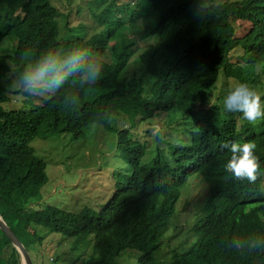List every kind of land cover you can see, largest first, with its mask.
Wrapping results in <instances>:
<instances>
[{"label": "trees", "instance_id": "obj_1", "mask_svg": "<svg viewBox=\"0 0 264 264\" xmlns=\"http://www.w3.org/2000/svg\"><path fill=\"white\" fill-rule=\"evenodd\" d=\"M77 1L68 9L73 0H0V214L29 252L48 232L73 238L74 247L95 234L92 252L72 264H264L257 241L264 240V120L251 124L224 103L240 84L264 100V0H84L85 11ZM66 24L84 31L66 37ZM133 61L145 71L129 77ZM45 62V81L26 90L25 74ZM94 63L103 71L89 83L83 77ZM221 77L226 87L206 106ZM17 99L20 107L7 105ZM154 116L171 130L151 141L135 128ZM119 118L128 125L119 128ZM90 125L117 134L125 167L113 195L97 210L30 208L49 179L32 140L83 138ZM230 141L256 143L255 184L225 170ZM194 176L209 188L189 233L195 238L166 253L182 188ZM20 263L0 227V264Z\"/></svg>", "mask_w": 264, "mask_h": 264}, {"label": "rangeland", "instance_id": "obj_2", "mask_svg": "<svg viewBox=\"0 0 264 264\" xmlns=\"http://www.w3.org/2000/svg\"><path fill=\"white\" fill-rule=\"evenodd\" d=\"M74 3L75 0L68 9ZM77 4L82 5L81 9L83 8L84 11L87 9L84 0L77 1ZM76 11L77 8L74 7L73 12ZM74 20L76 22L80 20L79 13ZM62 30L66 37H72L73 34L84 31L77 26L69 29L67 24L62 25ZM142 35L149 39L145 32H142L139 37ZM144 45L143 39L136 44L140 47ZM236 58L234 56V60ZM143 71H145L144 67L138 61H133L125 74L128 73L127 76L131 77L135 74L141 75ZM217 85L218 87L206 106L216 102L218 92L227 85L225 78L221 77ZM20 101L21 99H17L7 105L20 107ZM126 125L128 123L119 118L117 126L121 128ZM170 130V125L162 116L144 120L135 128L137 134L151 141L156 140L158 133L166 136ZM31 144L36 149V154L46 160L49 176L47 183L42 187L40 198L30 205L33 209L54 204L71 211H80L85 207L97 210L113 195L118 180L117 173L122 172L125 167L121 158L115 155L117 151L116 132H109L98 125H90L83 138H77L72 133L64 132L48 138L36 137ZM191 179L182 188L177 215L165 237L163 251L166 253L174 247H188L195 238L190 241L189 233L192 232L198 205L207 198L209 188L208 183L203 182L199 176ZM38 231L41 234L40 228ZM94 240L95 234H92L81 246L74 247L73 238H66L60 232H48L44 239L32 246L30 250L32 264H72L82 254L88 256L92 252ZM133 253L128 263H134Z\"/></svg>", "mask_w": 264, "mask_h": 264}, {"label": "clouds", "instance_id": "obj_3", "mask_svg": "<svg viewBox=\"0 0 264 264\" xmlns=\"http://www.w3.org/2000/svg\"><path fill=\"white\" fill-rule=\"evenodd\" d=\"M78 62L79 60L77 59ZM49 67L50 64L45 62L34 72L25 74L23 79L27 86L26 90L32 91L40 87L41 82L45 81L49 73ZM102 71V64H89L83 78L89 83L96 82L101 79ZM62 79L63 77H60L58 81L53 83L58 86L59 81H62ZM224 103L227 111L242 113L243 119L251 124L264 120V100L261 99L260 94L245 84H240L231 91ZM223 148L227 149L231 154L230 159L224 165L225 170L237 180H247L249 183L255 184L262 174L259 157L255 154L256 143L254 141H230L224 143ZM257 241L264 243V240H259V238H257ZM257 241H252L251 246L253 248L256 247ZM21 263L23 264L22 258Z\"/></svg>", "mask_w": 264, "mask_h": 264}, {"label": "water", "instance_id": "obj_4", "mask_svg": "<svg viewBox=\"0 0 264 264\" xmlns=\"http://www.w3.org/2000/svg\"><path fill=\"white\" fill-rule=\"evenodd\" d=\"M0 227L4 231V233L7 234V236L11 239L16 248L19 250L23 264H32V259L26 245L23 243V241L19 238V236L16 234V232L12 229V227L7 223L6 219L1 214Z\"/></svg>", "mask_w": 264, "mask_h": 264}]
</instances>
